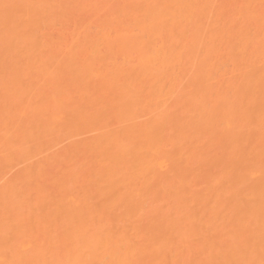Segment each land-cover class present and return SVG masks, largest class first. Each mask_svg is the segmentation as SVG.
Segmentation results:
<instances>
[{
	"label": "bare ground",
	"instance_id": "bare-ground-1",
	"mask_svg": "<svg viewBox=\"0 0 264 264\" xmlns=\"http://www.w3.org/2000/svg\"><path fill=\"white\" fill-rule=\"evenodd\" d=\"M0 264H264V0H0Z\"/></svg>",
	"mask_w": 264,
	"mask_h": 264
}]
</instances>
